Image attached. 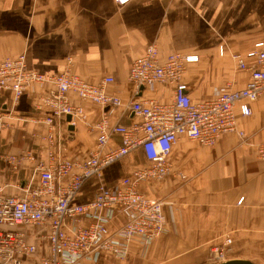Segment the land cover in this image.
I'll list each match as a JSON object with an SVG mask.
<instances>
[{
    "label": "crops",
    "instance_id": "obj_1",
    "mask_svg": "<svg viewBox=\"0 0 264 264\" xmlns=\"http://www.w3.org/2000/svg\"><path fill=\"white\" fill-rule=\"evenodd\" d=\"M259 42H264V0H130L123 5L115 0H0V62L23 55L27 68L54 75L72 58L75 72L90 81L111 75V90H120L125 103L134 96L131 64L149 44L157 45L162 58L174 52L198 58L187 66L184 83L189 97L200 101L228 81L233 89L243 88L249 74L237 70L232 57L245 56ZM169 96V88L160 86L151 95L164 102ZM35 104V95L25 94L15 103L11 91L0 90V156L31 151L46 159L48 145L39 138L52 132L60 157H85L94 136L82 124L71 126L66 116L47 126L40 120L50 113ZM83 106L89 121L97 122L99 108ZM248 106L247 117L235 109L244 138L226 134L212 147L181 138L169 156L172 173L141 186L149 198L163 203L168 232L144 253L133 246L124 262L104 257L99 264H264V162L256 148L264 143V98ZM109 120L129 126L135 118L120 107ZM147 165L137 150L106 168L101 182L112 185ZM36 183L31 165L11 171L0 159V187L22 190ZM96 185V180L85 184L74 203L92 200ZM4 194L18 193L5 189ZM122 222L118 216L112 227ZM225 238L231 240L225 260L215 263L211 249ZM35 244L31 262L39 264L47 242Z\"/></svg>",
    "mask_w": 264,
    "mask_h": 264
},
{
    "label": "built area",
    "instance_id": "obj_2",
    "mask_svg": "<svg viewBox=\"0 0 264 264\" xmlns=\"http://www.w3.org/2000/svg\"><path fill=\"white\" fill-rule=\"evenodd\" d=\"M128 1L115 0L119 5ZM255 48L245 56L232 57L236 69L249 74L243 88L233 89L228 81L213 89L211 98L200 101L189 97L184 83L187 66L198 58L177 52L162 58L154 43L131 64L128 81L134 86V96L128 103L120 90H111V75L90 81L75 72L72 58L67 59L64 71L54 75L27 68L23 55L1 61L0 90L11 91L15 103L25 94L35 95V109L50 113L42 117V123L51 127L54 119L70 116L69 124H82L95 143L85 157H60L53 150L55 140L50 132L39 138L48 145L46 159L31 151L0 156L9 170L31 165L37 175L33 187H0V264H32L37 254L35 240L47 242L39 264H99L104 257L122 263L133 246L144 253L168 228L163 203L149 198L141 186L172 173L169 156L181 138L212 147L226 134L245 137L237 129L235 109L247 117L251 114L248 103L264 98V42ZM158 86L169 88L166 102L151 97ZM85 103L99 108L97 122L89 121ZM120 107L135 118L129 126L113 125L109 120ZM256 148L257 158L264 162V143ZM137 150L142 151L147 166L112 185L101 182L106 168ZM176 175L182 177L181 171ZM91 180L97 181L93 199L74 203ZM5 189L18 194L6 195ZM118 216L123 222L113 228ZM32 230L34 241L30 240ZM230 243L225 238L212 247L211 260L224 261Z\"/></svg>",
    "mask_w": 264,
    "mask_h": 264
},
{
    "label": "water",
    "instance_id": "obj_3",
    "mask_svg": "<svg viewBox=\"0 0 264 264\" xmlns=\"http://www.w3.org/2000/svg\"><path fill=\"white\" fill-rule=\"evenodd\" d=\"M67 121H70V116H67ZM72 130V128H71ZM221 264H252L249 261H245V260H230V261H226L224 263Z\"/></svg>",
    "mask_w": 264,
    "mask_h": 264
}]
</instances>
